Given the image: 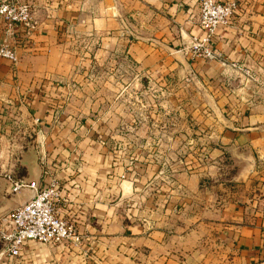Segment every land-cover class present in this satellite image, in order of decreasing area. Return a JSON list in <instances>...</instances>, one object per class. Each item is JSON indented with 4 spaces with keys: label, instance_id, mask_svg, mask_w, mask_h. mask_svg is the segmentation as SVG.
<instances>
[{
    "label": "crops",
    "instance_id": "1",
    "mask_svg": "<svg viewBox=\"0 0 264 264\" xmlns=\"http://www.w3.org/2000/svg\"><path fill=\"white\" fill-rule=\"evenodd\" d=\"M23 1L31 5L28 30L4 38L0 21V42L16 55L0 58V102L20 89L52 93L79 37L89 49L92 39L105 47L126 34L128 54L146 73L195 81L216 131L207 174L179 173L169 204L164 185L161 194H138L88 138L52 135V105L41 100L35 121L47 127L37 129L34 149L14 156L0 150V216L29 195L26 188L12 192V181L54 178L56 212L79 240L29 241L15 257L0 242V264H264V0H233L232 18L213 37L217 60L188 50L189 37L201 34L197 0Z\"/></svg>",
    "mask_w": 264,
    "mask_h": 264
},
{
    "label": "rangeland",
    "instance_id": "2",
    "mask_svg": "<svg viewBox=\"0 0 264 264\" xmlns=\"http://www.w3.org/2000/svg\"><path fill=\"white\" fill-rule=\"evenodd\" d=\"M123 37L105 47L92 39L89 49L79 37L69 45L68 74L52 79V93L46 86L20 89L7 97L8 102H0V150L14 156L34 149L37 129L47 127L45 120L40 125L35 121V111L43 110L37 104L44 100L52 105L47 107L52 135L88 138L109 153L122 179L136 183L138 194L143 196L144 190L161 194L156 190L164 185L162 194L170 204L179 173L201 168L206 173L213 144L209 135L216 129L205 120L211 113L203 106L195 81L174 73L149 75L128 54L126 34Z\"/></svg>",
    "mask_w": 264,
    "mask_h": 264
},
{
    "label": "built area",
    "instance_id": "3",
    "mask_svg": "<svg viewBox=\"0 0 264 264\" xmlns=\"http://www.w3.org/2000/svg\"><path fill=\"white\" fill-rule=\"evenodd\" d=\"M198 28L200 35L189 37L188 50L193 57L217 60L219 51L213 44L218 27L226 26L232 18L235 1L197 0ZM0 21L4 38L14 36L16 30H28L32 24L30 3L23 0H0ZM0 58L8 61L16 59L14 48L5 39L0 42ZM248 76V71H245ZM12 192L21 188L32 190L33 197L0 216L1 251L10 257L19 255L26 242L34 241L44 245H58L64 241L78 242V235L72 226L59 216L55 209L58 184L50 178L44 185L37 181L11 182Z\"/></svg>",
    "mask_w": 264,
    "mask_h": 264
},
{
    "label": "water",
    "instance_id": "4",
    "mask_svg": "<svg viewBox=\"0 0 264 264\" xmlns=\"http://www.w3.org/2000/svg\"><path fill=\"white\" fill-rule=\"evenodd\" d=\"M9 187H10V189H12V185L10 184L9 185ZM23 188H21V189H19L18 191H20V190H22ZM28 191H29V195H28V197H27V199L26 200H28V199H30V198H32L33 197V192H32V190H30V189H28V188H26ZM25 200V201H26ZM24 201V202H25ZM22 204V203H21Z\"/></svg>",
    "mask_w": 264,
    "mask_h": 264
}]
</instances>
